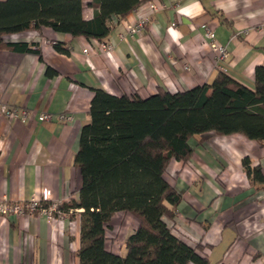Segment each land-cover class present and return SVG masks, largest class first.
<instances>
[{
	"label": "crops",
	"instance_id": "obj_1",
	"mask_svg": "<svg viewBox=\"0 0 264 264\" xmlns=\"http://www.w3.org/2000/svg\"><path fill=\"white\" fill-rule=\"evenodd\" d=\"M141 1L112 23L108 53L97 41L51 28L41 35L5 37L6 43L39 49L43 60L33 53L0 51V109H27L36 117L69 114L73 120L24 123L0 111V201H30L41 198L44 189L46 205L79 201L83 179L75 156L81 130L91 121L95 89L120 97L137 92L145 99L159 89L175 93L211 84L220 71L254 88L255 69L264 65V0ZM91 2L83 0L86 20L94 17ZM152 2L161 9L151 11ZM142 17L149 18L145 29L129 33ZM207 28L228 50L217 66L203 45ZM56 42L68 46L70 55L56 51ZM197 140L192 159L173 161L166 175L182 195L175 214L178 235L204 248L209 264H264V183H252L243 167L249 158L264 176V148L239 134L210 133ZM79 211L61 220L41 213L0 216V264H74L82 243ZM107 248L125 255L124 249L109 247L108 236Z\"/></svg>",
	"mask_w": 264,
	"mask_h": 264
},
{
	"label": "trees",
	"instance_id": "obj_2",
	"mask_svg": "<svg viewBox=\"0 0 264 264\" xmlns=\"http://www.w3.org/2000/svg\"><path fill=\"white\" fill-rule=\"evenodd\" d=\"M142 3L92 0L94 17L86 20L83 0H0V51L33 53L43 60L39 49L6 43L5 37L41 35L44 28L107 45L114 20ZM54 48L71 53L61 42ZM254 79L250 88L220 71L211 84L175 93L159 89L145 99L137 92L120 97L94 90L91 121L81 130L75 156L83 179L80 199L60 207L73 215L82 210L79 264H209L204 248L178 235L175 214L182 195L166 175L173 161L192 159V143L206 134H239L264 148V65L256 67ZM243 167L252 183H264L260 166L246 158ZM117 213L139 223L125 241L123 256L107 248V228Z\"/></svg>",
	"mask_w": 264,
	"mask_h": 264
},
{
	"label": "built area",
	"instance_id": "obj_3",
	"mask_svg": "<svg viewBox=\"0 0 264 264\" xmlns=\"http://www.w3.org/2000/svg\"><path fill=\"white\" fill-rule=\"evenodd\" d=\"M151 11L157 12L161 7L157 5L156 3H151ZM149 18L148 17H142L138 22H136L135 25L129 26L128 31L132 35L141 33L146 25H148ZM176 24H172V27H175ZM263 29V27H261ZM204 38L203 45H206L211 50L212 54L215 57L216 66L221 62V60H224L228 55V50L226 46L219 44V42L216 39V33L210 29L207 28ZM101 49L108 53L110 47L108 45H101ZM2 114L10 119V120H16V121H22L27 122L31 119H37L39 122H48V121H60L63 123H70L73 120V117L69 114H61L57 117H55L52 114H41L37 117L34 114H31L27 109H18L16 107H10L6 109H0ZM49 192L47 189H44L42 192L41 198H34L30 201L22 202V203H16L8 200H2L0 201V216L2 218H7L9 216H25V215H34L35 213H41L45 215L49 220L54 219H64L67 218L68 215L73 214L74 211L70 210L69 213L64 212L61 210V206L64 204L61 201L53 202L50 205L46 206V203H49ZM79 210H77L78 212ZM80 212V211H79Z\"/></svg>",
	"mask_w": 264,
	"mask_h": 264
},
{
	"label": "rangeland",
	"instance_id": "obj_4",
	"mask_svg": "<svg viewBox=\"0 0 264 264\" xmlns=\"http://www.w3.org/2000/svg\"><path fill=\"white\" fill-rule=\"evenodd\" d=\"M170 169V167H169ZM168 169V173H169ZM138 223V221L131 217V215L124 214H118L115 216L107 228V236H108V245L112 249H117L118 252L124 249L125 247V241L127 240L128 235L132 232L133 225ZM77 257H75V263H77Z\"/></svg>",
	"mask_w": 264,
	"mask_h": 264
}]
</instances>
